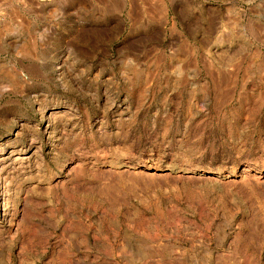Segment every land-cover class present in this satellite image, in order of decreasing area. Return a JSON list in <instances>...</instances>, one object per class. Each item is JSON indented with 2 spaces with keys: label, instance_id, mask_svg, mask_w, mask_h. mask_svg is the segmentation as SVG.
Here are the masks:
<instances>
[{
  "label": "rangeland",
  "instance_id": "1",
  "mask_svg": "<svg viewBox=\"0 0 264 264\" xmlns=\"http://www.w3.org/2000/svg\"><path fill=\"white\" fill-rule=\"evenodd\" d=\"M0 264H264V0H0Z\"/></svg>",
  "mask_w": 264,
  "mask_h": 264
}]
</instances>
